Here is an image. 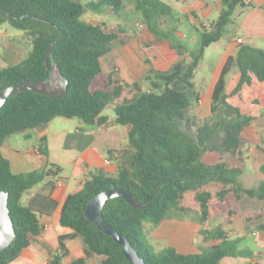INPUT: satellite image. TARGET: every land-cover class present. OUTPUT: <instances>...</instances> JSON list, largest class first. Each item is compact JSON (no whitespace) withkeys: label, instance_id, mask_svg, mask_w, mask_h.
Returning <instances> with one entry per match:
<instances>
[{"label":"trees","instance_id":"1","mask_svg":"<svg viewBox=\"0 0 264 264\" xmlns=\"http://www.w3.org/2000/svg\"><path fill=\"white\" fill-rule=\"evenodd\" d=\"M244 1L222 0L219 19L210 29L199 30V45L190 49L168 28L171 5L163 0H137V18L158 44L171 43L173 48L189 52L191 60L184 65L175 62L166 71L150 68L144 78L148 90H139L129 99V86L105 70L104 60L136 37L133 30L85 23L84 5L73 0H0V26L7 24L32 38V50L21 63L0 69V92L24 81H48L46 55L52 44V64L59 66L69 81L63 99L28 91L12 95L0 110V191L9 194L8 207L16 230L11 246L0 253V264L17 259L43 235L41 206L49 196L39 194L27 205L22 200L62 171L48 160L42 142L47 168L14 174L2 152L4 140L45 127L57 117L79 119L86 126L105 125L109 122L104 115L108 107L115 114L113 124L129 128V143L120 152L116 175L92 174L66 197L59 223L72 233L60 236L55 264L69 257L66 242L76 238L82 239L85 248L72 264H87L95 256L104 258L102 264H130L124 248L85 217L90 200L114 188L131 192L140 207L115 198L103 210L105 221L128 238L146 264H221L237 253L234 243L221 238L220 245L203 253L184 255L167 247L160 257L152 255L142 225L150 222L158 227L172 209L196 210L204 236L209 233L207 226L219 216L225 225L242 221L248 233L264 231V180L250 188L241 181L247 167L245 147L253 143L254 126L264 116V51L241 46L237 56L227 61L214 88L212 118L195 136L183 128L189 122V108L199 101L193 79L205 51L222 39ZM100 5L121 17V0H100ZM150 46L147 40L146 47ZM233 67L241 77L234 91L227 94V77ZM211 150L221 155V161L214 165L203 159ZM259 171L264 175V165Z\"/></svg>","mask_w":264,"mask_h":264},{"label":"crops","instance_id":"2","mask_svg":"<svg viewBox=\"0 0 264 264\" xmlns=\"http://www.w3.org/2000/svg\"><path fill=\"white\" fill-rule=\"evenodd\" d=\"M245 1L244 7H239L234 12L222 39L206 49L195 72L193 83L199 97L198 112L211 114L212 95L220 74L229 58L237 56L241 46H250L264 51V0ZM169 5L173 8V15L168 20V28L173 29L177 38L190 49H195L199 45L201 38L199 30L210 29L219 19L223 9L222 0H171ZM115 23L121 25V23ZM185 23L195 30L190 41H186L187 37L182 34ZM105 25L108 26L106 23L99 24V26ZM121 26L127 28V26ZM138 26H140L139 23L134 24L133 31L136 37L133 40L115 48L107 56L108 60L113 61L117 73L107 72L115 74L129 86V99L138 95L139 90H148L144 78L150 68L157 69L155 63L147 60L146 67L140 66L139 48L146 47L147 40L156 44L158 42L144 25H141L142 42L136 41ZM27 37L25 32L15 30L7 24L0 26V69L18 65L27 57L32 50V48L28 49ZM162 45L172 47L171 43ZM214 47L219 49L220 58L215 61L217 66L206 74L202 70L206 67L207 53ZM169 54L167 51L163 54L164 58L165 55L170 58V60L165 59V68L177 60ZM240 77L237 67H233L227 77V94L234 91ZM135 85H138L139 89H135ZM108 117L107 124L95 126H86L79 119L57 117L45 127L15 134L4 140L2 152L10 162L14 174L42 172L47 168L46 157L42 153L43 149L40 148L42 142H44L48 160L62 169L58 177L46 179L30 193L24 195L22 201L25 205L31 203L39 194L49 196V201L42 203L41 206L44 213L41 215V223L45 231L34 245L25 249L9 264L50 263V259L58 252L60 236L72 233L63 234L58 228L60 210L68 194L76 190L81 182L92 174L104 172L116 175L118 173L120 152L129 143V128L113 124L115 116ZM253 135V143L245 147L247 167L241 177L242 183L247 188L264 180V175L259 171L264 165V116L254 126ZM29 141L39 142V146H33ZM249 162L257 172H250ZM202 228L198 213L195 218L167 215L158 227L149 226L146 232L150 238L161 242L166 241L169 247L175 248L184 255L208 251L220 245L221 238H225L226 241L234 243L237 253L235 256L224 258L221 264H264V231L254 230L248 233L242 221L236 220L231 225H225L224 219L207 236L201 234ZM219 232L221 234H218ZM79 239L66 242L70 253L68 260L71 262L84 251L83 241L80 242ZM70 242H77L75 249L71 247ZM64 260L60 264H64Z\"/></svg>","mask_w":264,"mask_h":264},{"label":"rangeland","instance_id":"3","mask_svg":"<svg viewBox=\"0 0 264 264\" xmlns=\"http://www.w3.org/2000/svg\"><path fill=\"white\" fill-rule=\"evenodd\" d=\"M74 2L77 3H81L82 5H84V14L82 16V21L87 23V24H92V25H96V24H100V23H106L108 26H106L109 29H117L118 27H122L123 26H127V28H129L128 30H133L134 28V24L135 23H139L140 26L137 27L138 29V37L135 39L136 41L139 40L142 42V30H141V25H143L137 18V14H136V1L137 0H121L123 3V8L122 10L119 11V14L121 16V18H119V16L115 15L112 11L111 8H109L106 5H100V0H73ZM164 2L170 4L171 0H163ZM173 7L175 9H177L174 5ZM115 22L121 23V25L116 24ZM182 34H184L187 38L186 41H190L191 38L194 36L195 34V30L192 26L188 25L187 23H185V26L182 30ZM28 36V35H27ZM133 40V39H132ZM27 41L29 42L28 44V49L32 48V38H30L29 36L27 37ZM135 42V41H134ZM151 46L150 48L147 47H140L139 48V58H140V66L141 67H146L148 64L146 63V60L150 63H155L157 69L159 70H169L172 67V64L177 62L181 65H184L186 62L191 60V54L187 51H184L182 49H177V48H173V47H167L166 45H158L154 42H150ZM152 47V48H151ZM165 51L169 52V55H172L173 57H176L177 60H175L174 62H171L166 68L164 67L165 65V59H169V56L167 57L165 55V58L163 56V54L165 53ZM220 51L219 49H216V47H214L213 49H210L207 53V58L205 60L206 62V67H204V69L202 71L206 72V74H209L210 71L217 66V61L220 58ZM104 68L106 71L108 72H114L117 73L114 65H113V61L112 60H108L107 58L104 60ZM165 68V69H164ZM198 102H194L193 105L189 108L188 110V114H187V119L189 120L188 123H185L183 125L184 130H187L188 133L191 136H195L198 133V130L200 127H202L204 125V122L206 120H209L210 118H212L210 113H201L198 112ZM104 115L110 116V117H114L115 114L113 112V109L111 107H108L105 111H104ZM30 144L34 145H38L39 146V142L35 143V141H29ZM58 153V151H57ZM204 162L209 164V165H214L217 164L221 161V155L215 151H208L206 153V155L204 156ZM249 168H250V172H257V170H254L252 163L249 162ZM168 215L170 216H175V217H179V216H187L190 218H195L197 217V211L194 210L193 208H191L190 211L188 212H179L175 209H172ZM223 220L222 217H216L208 226H207V230L209 231V233L213 232L214 229H216L215 227H217V225H219V223ZM149 226H153L152 223L150 222H145L142 225V231L144 232V241L147 244V246L149 247V250L151 252L152 255L156 256V257H160L164 250L169 247L168 246V242L166 241H156L152 238H150L146 232V229H148ZM59 230H61V232L63 234L66 233H71L72 231L68 228H64L62 226L59 225ZM80 242L82 241V239H79ZM71 247L73 249L76 248L77 242H70ZM173 248V247H172ZM175 249V248H174ZM69 258H66L64 261V264H71V260H68ZM50 263L48 264H55L53 261V258L50 259ZM104 258L102 257H94V259L92 258L87 264H102L103 263Z\"/></svg>","mask_w":264,"mask_h":264},{"label":"water","instance_id":"4","mask_svg":"<svg viewBox=\"0 0 264 264\" xmlns=\"http://www.w3.org/2000/svg\"><path fill=\"white\" fill-rule=\"evenodd\" d=\"M49 47L46 55V67L50 72V79L46 82L24 81L20 85L11 86L0 92V110L5 106L12 95L23 92H33L40 95L50 96L55 99H63L67 92L69 81L64 77L59 66H54L51 61V50ZM115 198H123L129 204L140 207L131 192L119 188L106 190L97 194L87 205L85 211L86 219L95 225L99 231L113 238V240L124 248V255L130 264H146L139 252L134 248L128 238L120 234L116 229L109 226L104 218L103 210L108 202ZM9 194L0 191V253L7 250L16 238L15 226L10 217L8 207ZM145 207V206H142Z\"/></svg>","mask_w":264,"mask_h":264},{"label":"built area","instance_id":"5","mask_svg":"<svg viewBox=\"0 0 264 264\" xmlns=\"http://www.w3.org/2000/svg\"><path fill=\"white\" fill-rule=\"evenodd\" d=\"M244 4H246V1H244ZM107 163H109V162H107ZM258 232H256V234H257Z\"/></svg>","mask_w":264,"mask_h":264}]
</instances>
